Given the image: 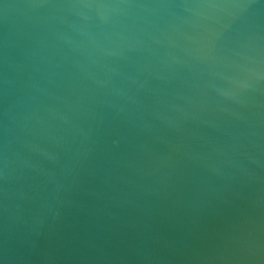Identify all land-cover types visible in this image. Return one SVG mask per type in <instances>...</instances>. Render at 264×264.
Here are the masks:
<instances>
[{
    "label": "water",
    "instance_id": "1",
    "mask_svg": "<svg viewBox=\"0 0 264 264\" xmlns=\"http://www.w3.org/2000/svg\"><path fill=\"white\" fill-rule=\"evenodd\" d=\"M0 264H264V0H0Z\"/></svg>",
    "mask_w": 264,
    "mask_h": 264
}]
</instances>
